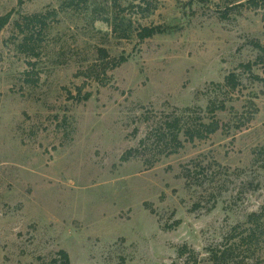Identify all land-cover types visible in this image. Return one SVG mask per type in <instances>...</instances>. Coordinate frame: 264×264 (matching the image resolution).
<instances>
[{
  "label": "rangeland",
  "instance_id": "374dc122",
  "mask_svg": "<svg viewBox=\"0 0 264 264\" xmlns=\"http://www.w3.org/2000/svg\"><path fill=\"white\" fill-rule=\"evenodd\" d=\"M64 1L0 0V264H212L264 206V0Z\"/></svg>",
  "mask_w": 264,
  "mask_h": 264
},
{
  "label": "trees",
  "instance_id": "16d2710c",
  "mask_svg": "<svg viewBox=\"0 0 264 264\" xmlns=\"http://www.w3.org/2000/svg\"><path fill=\"white\" fill-rule=\"evenodd\" d=\"M255 1L256 0H252V3L257 4V2ZM81 4H85V5L89 4L90 6L92 5L95 10L99 8L97 0H65L62 4V8L65 7L74 8L76 5H81ZM137 7H141V4H138ZM95 10L94 12H96ZM151 11L152 10H150V12ZM147 14H149V12L144 15ZM45 15L46 14L44 13H37L32 16H27L26 18L43 21ZM96 16H98L97 17L98 19L109 23L112 26L114 32L124 29L125 19L121 18L120 16L110 17V16H104L102 14H96ZM11 17H12V12L0 17V32L10 22ZM165 31H167V29L159 25L141 26L137 32V35L138 38L143 41L147 38L153 37L156 34L164 33ZM120 35H121L120 37H125V38L129 37V34L126 33ZM260 48L261 51L264 53V46H260ZM101 52L107 53V50L101 49ZM125 61L126 58H122L121 60L115 61L112 64V67H117ZM248 68L251 69L250 65H248ZM238 83L239 82L237 79V75L235 73H231L226 77V85L230 86L231 88L237 87ZM214 109L215 108H213L212 110L214 111ZM166 125L170 127L173 131V140L178 142L179 134L184 129V126L181 124L180 119L176 118V120L174 121L167 122ZM219 128H220V124L217 120H213L209 123L200 121L195 126L187 127L185 133L189 135L190 136L189 138L192 140H194L195 138L204 139L209 135L217 132ZM127 157L128 156H123V159H126ZM246 225H238L233 228L232 231L236 234L231 235V240L235 242H229L209 249L210 261L212 264H258L259 263L258 257L255 259L256 257L255 254L250 256L249 252L251 251L256 252L259 250L260 251L259 254H262V257H264V206L258 212H252L249 214ZM184 249H188L187 246H185V248H182L180 250L181 254H184ZM238 251H241L242 253L240 256L235 255V253ZM53 261L54 263H58L60 261L62 262V264H70V256L67 251L61 250L58 253V256L53 259Z\"/></svg>",
  "mask_w": 264,
  "mask_h": 264
}]
</instances>
